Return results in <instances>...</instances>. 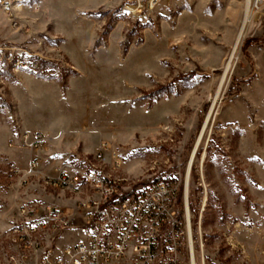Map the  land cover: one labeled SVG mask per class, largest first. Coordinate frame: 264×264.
I'll use <instances>...</instances> for the list:
<instances>
[{
    "label": "rangeland",
    "instance_id": "obj_1",
    "mask_svg": "<svg viewBox=\"0 0 264 264\" xmlns=\"http://www.w3.org/2000/svg\"><path fill=\"white\" fill-rule=\"evenodd\" d=\"M35 1L38 9L32 1L14 16L0 8V40L27 45L61 87L77 76L72 95L86 92L91 99L87 114H68L57 126L81 135L67 151L71 139L53 147V137L43 132L49 118L67 115L44 114V96L54 91L27 85L37 100L19 102V117L8 97L11 84L1 85L0 264L37 262L44 252H56L68 229L25 232L20 210L41 218L57 208L44 211L31 202L65 198L82 213L97 199L88 186L50 183L59 172L73 176L80 159L102 170L123 194L153 181H180L176 208L183 214L188 162L201 133L185 192L195 262L264 264V6L251 12L221 81L245 0H160L143 15L134 12L136 0ZM35 132L50 139L34 149L23 135ZM96 143L108 145L101 159ZM31 162L37 165L28 174ZM11 163L24 173H12Z\"/></svg>",
    "mask_w": 264,
    "mask_h": 264
},
{
    "label": "built area",
    "instance_id": "obj_2",
    "mask_svg": "<svg viewBox=\"0 0 264 264\" xmlns=\"http://www.w3.org/2000/svg\"><path fill=\"white\" fill-rule=\"evenodd\" d=\"M35 0H0V8L9 16ZM160 0H136L134 12L149 13ZM264 6V0H253L251 11ZM49 64L27 45L7 43L0 40V106L4 96L1 85H9L21 74H35L51 78L54 73ZM49 136L35 132L24 134L23 143L31 148L44 146ZM108 145L101 143L96 154L101 159ZM115 168L119 158L114 155ZM73 176L59 172L50 182L54 186L78 190L82 185L94 189L98 197L91 202L85 219L84 240L65 247L58 254L44 252L40 260L32 264H192V245L189 235V220L184 202L183 214L176 208L178 183L176 179L153 181L140 190L123 194L110 183L103 171L91 162L80 159ZM36 162H31L28 174L34 171ZM12 173H24L16 163L10 164ZM81 185V186H80ZM185 199V188H184ZM23 225L25 232L33 233L47 227L61 230L70 227L64 212L57 208L48 210L41 218L29 217ZM21 225V226H22ZM26 258H22L24 262Z\"/></svg>",
    "mask_w": 264,
    "mask_h": 264
},
{
    "label": "crops",
    "instance_id": "obj_3",
    "mask_svg": "<svg viewBox=\"0 0 264 264\" xmlns=\"http://www.w3.org/2000/svg\"><path fill=\"white\" fill-rule=\"evenodd\" d=\"M5 25V20L3 14L0 11V28ZM3 36L0 29V37ZM78 81L76 77H69L66 82V87H61L59 81L55 78H41L33 77L30 74H21L14 82L9 86L8 97L13 105L14 114L19 115L18 103L25 101L28 105L33 101L37 100L36 96L29 93L26 86L29 84L41 85L44 87H50L54 92L50 95L44 96V102H48V109H44V114H67L66 116L60 115L59 117L49 118L47 125V130L43 131L46 134H50L53 137L51 145L54 147H60V143L57 140L68 139L71 142L66 145V149L69 150L73 144L75 137L81 139V135L78 133L77 129L71 130V128L57 127L59 123H64L67 121L68 114H87V103L90 102V96L88 93L82 94L80 97L72 95L71 85L76 84ZM76 99V100H75ZM76 101L75 106L72 105V101ZM73 106V107H72ZM20 117V115H19ZM100 144V143H99ZM98 143L94 144V147L99 146ZM89 149L87 147L84 150ZM10 153H13L9 150ZM53 157V156H51ZM49 157V158H51ZM32 205L36 204L37 207L55 206L62 209V211L69 216L70 227L64 231L63 234L57 239V249L52 255H56L59 251L65 247H70L84 240L85 232V219L87 211L82 213H77L74 204L71 200L65 198H43L39 197L38 200L31 202ZM46 208H44L45 211ZM38 215H46L43 211H38Z\"/></svg>",
    "mask_w": 264,
    "mask_h": 264
},
{
    "label": "bare ground",
    "instance_id": "obj_4",
    "mask_svg": "<svg viewBox=\"0 0 264 264\" xmlns=\"http://www.w3.org/2000/svg\"><path fill=\"white\" fill-rule=\"evenodd\" d=\"M252 3H253V0H245V9H244V14H243V19H242L240 28L238 29V32L236 34V38L234 39L235 41H234V44H233V46L231 48L230 56L227 59V62L225 64V67H224V75H223L221 81H223V78L227 74L230 66L232 65V63H233V61L235 59V53H236V51L238 49V46H239L241 40L244 37V33H245L246 26L248 24V21L250 22V16H251V12H252L251 11ZM220 89L221 88L219 87L218 90H217V92H216V94H215V98L213 99V106L218 101V98H219V95H220V92H221ZM201 135H202V133L200 134L199 138L197 139V142H196V144H195V146L193 148L192 154H191L190 159H189V162H188L187 176H186V179H185V182H186V191L185 192L186 193H187V187H188V184H189L188 172H189V170L191 168V165L193 163V160H194V157H195V154H196V150H197L198 144H199V142L201 140ZM185 204H186V195H185ZM186 207H187V204H186ZM187 219L188 220L190 219L189 213H187ZM189 235H190V238H191V229L190 228H189ZM190 243L192 245V256H193L192 264H196V262H195V256H194V246H193L192 240H191Z\"/></svg>",
    "mask_w": 264,
    "mask_h": 264
},
{
    "label": "trees",
    "instance_id": "obj_5",
    "mask_svg": "<svg viewBox=\"0 0 264 264\" xmlns=\"http://www.w3.org/2000/svg\"><path fill=\"white\" fill-rule=\"evenodd\" d=\"M38 77H40V76H38ZM42 78V77H41ZM50 79V78H49Z\"/></svg>",
    "mask_w": 264,
    "mask_h": 264
}]
</instances>
